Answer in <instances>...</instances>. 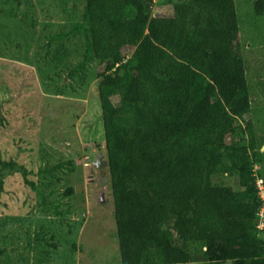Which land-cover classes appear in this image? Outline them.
Wrapping results in <instances>:
<instances>
[{"label": "trees", "instance_id": "trees-1", "mask_svg": "<svg viewBox=\"0 0 264 264\" xmlns=\"http://www.w3.org/2000/svg\"><path fill=\"white\" fill-rule=\"evenodd\" d=\"M84 1L82 21L55 38L85 36L71 75L93 59L102 66L97 94L120 263L264 264L258 177L249 155L235 170L226 153L250 109L232 0H181L162 16L149 15L153 0ZM254 7L260 13L263 0ZM234 170L235 187L213 183Z\"/></svg>", "mask_w": 264, "mask_h": 264}, {"label": "rangeland", "instance_id": "rangeland-1", "mask_svg": "<svg viewBox=\"0 0 264 264\" xmlns=\"http://www.w3.org/2000/svg\"><path fill=\"white\" fill-rule=\"evenodd\" d=\"M177 1L153 0L149 15H173ZM255 1L232 0L250 109L227 136L226 153L235 170L249 155L264 181V8L256 13ZM84 6L0 0V162L13 163L0 164V264H121L108 165L95 166L99 153L107 160L102 66L93 59L71 75L85 36L55 38L82 21ZM122 50L129 56L132 48ZM235 170L213 183L235 187Z\"/></svg>", "mask_w": 264, "mask_h": 264}, {"label": "built area", "instance_id": "built-area-1", "mask_svg": "<svg viewBox=\"0 0 264 264\" xmlns=\"http://www.w3.org/2000/svg\"><path fill=\"white\" fill-rule=\"evenodd\" d=\"M255 185L259 201V208L256 212V227L259 230V234L264 238V181L260 178H256Z\"/></svg>", "mask_w": 264, "mask_h": 264}, {"label": "water", "instance_id": "water-1", "mask_svg": "<svg viewBox=\"0 0 264 264\" xmlns=\"http://www.w3.org/2000/svg\"><path fill=\"white\" fill-rule=\"evenodd\" d=\"M107 165H108L107 160L103 158V154L102 153H99L97 155V158H96V161H95V166L97 168H102V167H105Z\"/></svg>", "mask_w": 264, "mask_h": 264}]
</instances>
